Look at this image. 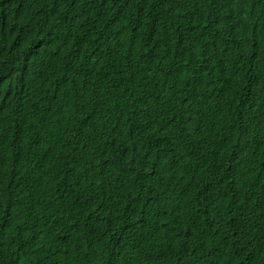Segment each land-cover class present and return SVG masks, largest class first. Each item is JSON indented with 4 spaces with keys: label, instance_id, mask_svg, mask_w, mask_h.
Returning <instances> with one entry per match:
<instances>
[{
    "label": "trees",
    "instance_id": "16d2710c",
    "mask_svg": "<svg viewBox=\"0 0 264 264\" xmlns=\"http://www.w3.org/2000/svg\"><path fill=\"white\" fill-rule=\"evenodd\" d=\"M0 264H264V0H0Z\"/></svg>",
    "mask_w": 264,
    "mask_h": 264
}]
</instances>
